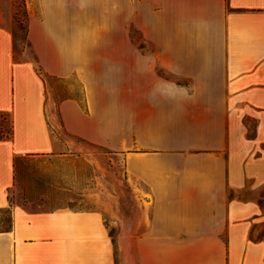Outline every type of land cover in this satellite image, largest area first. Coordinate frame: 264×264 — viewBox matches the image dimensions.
Segmentation results:
<instances>
[{"label":"crops","instance_id":"0c3cea01","mask_svg":"<svg viewBox=\"0 0 264 264\" xmlns=\"http://www.w3.org/2000/svg\"><path fill=\"white\" fill-rule=\"evenodd\" d=\"M40 67L15 62L0 27V264H117L101 209L31 211L10 203L18 157H64L42 74L75 77L82 99L58 124L123 154L137 209L124 222L125 264H264L250 153L264 141V0H30ZM132 28L148 48H135ZM184 81V82H183ZM183 82V83H182ZM82 104V105H81ZM257 121L246 138V119ZM47 120V122H46Z\"/></svg>","mask_w":264,"mask_h":264},{"label":"rangeland","instance_id":"374dc122","mask_svg":"<svg viewBox=\"0 0 264 264\" xmlns=\"http://www.w3.org/2000/svg\"><path fill=\"white\" fill-rule=\"evenodd\" d=\"M29 4L30 0H0V27L7 29L12 41L15 40V57L37 68L32 47L30 49L22 42L23 28L26 24L28 28L30 16L37 13ZM131 32L135 48L150 49L138 31L132 28ZM43 81L46 122L50 124L59 151L66 156L20 159L15 165L14 187L9 191V201L31 211L101 209L114 239L117 264H125L124 222L125 218L134 216L137 205L127 181L123 154L72 137L58 124L59 102L67 98L82 99V87L75 77L61 80L49 76L43 77ZM8 117L12 121L9 114ZM245 123L246 138L253 139L257 121L249 117ZM0 127L6 130L9 120L0 122ZM249 162L247 175L253 182L250 194L255 203L261 205V215L255 220L251 233V238L257 240L264 235V141L254 145ZM9 218V210L1 209L0 230L7 229Z\"/></svg>","mask_w":264,"mask_h":264},{"label":"trees","instance_id":"16d2710c","mask_svg":"<svg viewBox=\"0 0 264 264\" xmlns=\"http://www.w3.org/2000/svg\"><path fill=\"white\" fill-rule=\"evenodd\" d=\"M23 38H22V42L23 44L30 48L31 49V46H30V42H29V39H28V28H27V24L26 26L23 28ZM13 57H14V60L15 62H20V60H18L16 57H15V40L13 42ZM36 71L38 73V75H41V70H40V67H37L36 68ZM43 77L47 78L49 77L48 75H45V74H42V79ZM53 78V77H52ZM5 119L9 120V127L6 129V130H3L1 127H0V141L2 140H11L12 137H13V124H12V121L9 119L8 117V113H5V112H0V122H3L5 121ZM24 157H18L15 159V162H14V166L16 165L17 162H19L20 159H23ZM259 208L261 209V205L258 204Z\"/></svg>","mask_w":264,"mask_h":264}]
</instances>
